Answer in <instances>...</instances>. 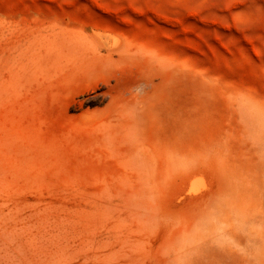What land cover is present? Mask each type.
Wrapping results in <instances>:
<instances>
[{
    "label": "rangeland",
    "instance_id": "374dc122",
    "mask_svg": "<svg viewBox=\"0 0 264 264\" xmlns=\"http://www.w3.org/2000/svg\"><path fill=\"white\" fill-rule=\"evenodd\" d=\"M0 264H264V0H0Z\"/></svg>",
    "mask_w": 264,
    "mask_h": 264
}]
</instances>
